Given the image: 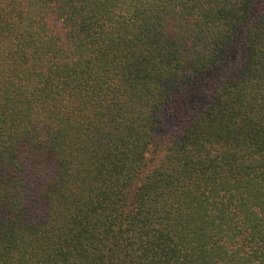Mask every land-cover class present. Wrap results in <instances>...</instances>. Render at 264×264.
Here are the masks:
<instances>
[{
	"label": "trees",
	"instance_id": "1",
	"mask_svg": "<svg viewBox=\"0 0 264 264\" xmlns=\"http://www.w3.org/2000/svg\"><path fill=\"white\" fill-rule=\"evenodd\" d=\"M0 264H264V0H0Z\"/></svg>",
	"mask_w": 264,
	"mask_h": 264
}]
</instances>
